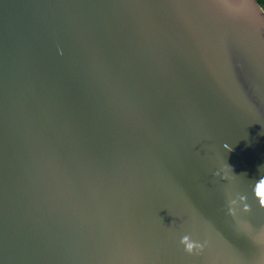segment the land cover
I'll return each instance as SVG.
<instances>
[{
	"label": "water",
	"instance_id": "95a60500",
	"mask_svg": "<svg viewBox=\"0 0 264 264\" xmlns=\"http://www.w3.org/2000/svg\"><path fill=\"white\" fill-rule=\"evenodd\" d=\"M261 165L256 0H0V264H264Z\"/></svg>",
	"mask_w": 264,
	"mask_h": 264
},
{
	"label": "clouds",
	"instance_id": "9594fccd",
	"mask_svg": "<svg viewBox=\"0 0 264 264\" xmlns=\"http://www.w3.org/2000/svg\"><path fill=\"white\" fill-rule=\"evenodd\" d=\"M224 147L231 150L229 145L227 143L224 144ZM260 167H264V165H261ZM217 177H219L221 180L229 181L233 177L238 176L234 173V170L231 165L228 163H224L217 171L214 173ZM245 174H241L240 176H243ZM255 195L259 198L260 203L264 205V176H261L260 179L255 183L254 187ZM230 205H234L236 203V200L231 199L229 201ZM230 211L234 212V209L230 207ZM180 243L184 246V249L189 254H199L200 251H202L204 245L201 244L198 241H195L192 239L190 235H183L180 238Z\"/></svg>",
	"mask_w": 264,
	"mask_h": 264
},
{
	"label": "trees",
	"instance_id": "16d2710c",
	"mask_svg": "<svg viewBox=\"0 0 264 264\" xmlns=\"http://www.w3.org/2000/svg\"><path fill=\"white\" fill-rule=\"evenodd\" d=\"M259 4V6L262 8V10L264 11V0H256Z\"/></svg>",
	"mask_w": 264,
	"mask_h": 264
}]
</instances>
